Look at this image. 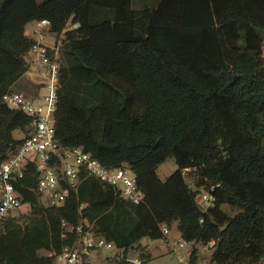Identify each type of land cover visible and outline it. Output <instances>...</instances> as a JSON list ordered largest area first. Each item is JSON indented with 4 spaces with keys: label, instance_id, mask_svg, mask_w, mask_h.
<instances>
[{
    "label": "trees",
    "instance_id": "1",
    "mask_svg": "<svg viewBox=\"0 0 264 264\" xmlns=\"http://www.w3.org/2000/svg\"><path fill=\"white\" fill-rule=\"evenodd\" d=\"M41 18L63 32L56 141L104 165L128 167L145 198L132 204L85 176L62 206H42L28 165L14 184L31 222L7 219L0 264H41L39 249L57 253L73 240L62 236L61 221L82 219L125 250L146 248L141 239H163L160 225L176 223L186 241L214 240L207 264L260 263L264 0H157L142 7L133 0H0V97L29 68L25 28ZM69 21L78 26L65 31ZM29 122L0 108V163L23 140L12 131L26 129V137ZM168 158L176 169L160 179L157 168ZM186 175L194 176L193 188ZM211 186L214 202L203 212L198 189ZM224 206L235 209L232 216Z\"/></svg>",
    "mask_w": 264,
    "mask_h": 264
},
{
    "label": "built area",
    "instance_id": "2",
    "mask_svg": "<svg viewBox=\"0 0 264 264\" xmlns=\"http://www.w3.org/2000/svg\"><path fill=\"white\" fill-rule=\"evenodd\" d=\"M30 39L28 72L32 79V90L7 91L0 97V108L18 111L29 118L28 135L14 151L0 163V221L20 210L27 203L15 188L14 182L24 175L28 165L36 173V188L45 206H62L72 191L85 176H92L114 188L117 196L132 204L143 202L145 195L138 187L135 174L126 166L111 167L102 164L91 153L81 147H62L55 139V112L61 87V50L63 32L52 29L47 18L30 22L25 30ZM216 186L199 188L196 199L204 212L214 202ZM80 204L79 210L84 208ZM199 222H203L200 218ZM62 236L73 235L70 244L52 254L54 264H156L152 259L140 255L131 256L129 251L118 248L114 242L96 233L92 225L82 219L77 224L61 221ZM163 237L169 234L166 224L160 225ZM150 242L151 239H141ZM178 264H195L191 261L195 241L179 237L172 244ZM215 248L214 240L206 243ZM184 250V254L179 251ZM102 251L110 256L99 258Z\"/></svg>",
    "mask_w": 264,
    "mask_h": 264
},
{
    "label": "rangeland",
    "instance_id": "3",
    "mask_svg": "<svg viewBox=\"0 0 264 264\" xmlns=\"http://www.w3.org/2000/svg\"><path fill=\"white\" fill-rule=\"evenodd\" d=\"M43 1V0H38ZM157 0H133V5L135 7H142L148 3L156 2ZM78 26L77 23L68 22L66 25L65 31H69L75 29ZM26 30V28H25ZM64 43H62L63 46ZM263 54H264V46H263ZM27 61H29V56H27ZM28 64V62H27ZM32 79L29 75L28 69L10 86L9 89L12 91H23L29 92L32 90ZM26 135V129H15L12 131V137L14 140L19 141L24 138ZM14 149L8 148L5 150L6 156L10 154ZM176 169V164L173 158H168L157 168V175L160 179H165L169 176L174 170ZM186 171V170H185ZM185 181L189 187H194V176L186 175ZM40 204L45 206L42 198L40 199ZM224 210L229 214L233 215L235 209L230 208L229 206H224ZM14 219L17 224L22 226L28 225L31 222V208L30 206L25 205L17 212L10 215L8 218L0 221V229L4 226L7 219ZM179 238V233L176 227V223L170 227L169 234L165 236L162 240L155 241L152 247L146 248H137L134 244L131 246L132 249H128L131 256L140 255L146 257L147 259H152V261L156 264H178L176 260V253L172 251V244L175 240ZM159 245V246H158ZM214 248H208L206 244H197V246L193 247V256H194V263L195 264H207L210 262L211 253ZM171 250V251H170ZM170 251V252H169ZM55 251L48 250V249H39L38 250V257L41 264H51L52 254ZM180 254H184V250L179 251ZM156 254V256H154ZM111 253L107 251H102L99 255V258H105L106 256H110ZM154 256V258H153ZM96 264H100L96 261ZM253 264H264V258L260 260V263H253Z\"/></svg>",
    "mask_w": 264,
    "mask_h": 264
},
{
    "label": "crops",
    "instance_id": "4",
    "mask_svg": "<svg viewBox=\"0 0 264 264\" xmlns=\"http://www.w3.org/2000/svg\"><path fill=\"white\" fill-rule=\"evenodd\" d=\"M179 233V232H178ZM179 237H180V235H179ZM158 240H162V239H157V240H151L150 242H146V241H144L143 240V243H145V245H146V249H148L149 247H152L153 245H155V244H153L155 241H158ZM159 246V245H158ZM171 251V250H170ZM169 251V252H170ZM154 256H156V254L154 255ZM154 256H153V258H154Z\"/></svg>",
    "mask_w": 264,
    "mask_h": 264
}]
</instances>
